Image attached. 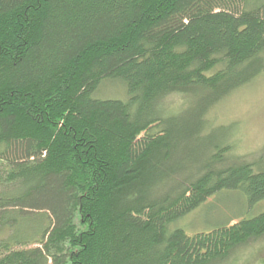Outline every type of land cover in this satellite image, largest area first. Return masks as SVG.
I'll return each instance as SVG.
<instances>
[{"label": "trees", "instance_id": "16d2710c", "mask_svg": "<svg viewBox=\"0 0 264 264\" xmlns=\"http://www.w3.org/2000/svg\"><path fill=\"white\" fill-rule=\"evenodd\" d=\"M263 73L261 2L0 0V264H225L264 238V211L172 228L223 193L264 202V157L227 166L205 124Z\"/></svg>", "mask_w": 264, "mask_h": 264}, {"label": "rangeland", "instance_id": "374dc122", "mask_svg": "<svg viewBox=\"0 0 264 264\" xmlns=\"http://www.w3.org/2000/svg\"><path fill=\"white\" fill-rule=\"evenodd\" d=\"M253 1L264 3V0ZM97 97L103 100H123L126 92L122 85L106 84L101 87ZM192 99V96L172 95L167 99L166 110L168 113H180L190 106ZM205 124L214 130L218 127L227 128V136L222 134L223 142L227 140L232 143L227 166L264 157V73L214 107L206 115ZM247 206L239 193H223L208 200L172 228H182L193 236L210 232L223 221L236 224L244 217L250 218L264 211V202L253 209ZM225 264H264V238L238 248Z\"/></svg>", "mask_w": 264, "mask_h": 264}]
</instances>
